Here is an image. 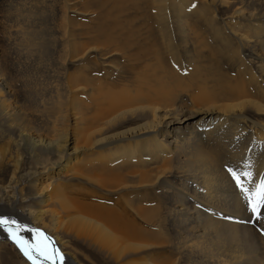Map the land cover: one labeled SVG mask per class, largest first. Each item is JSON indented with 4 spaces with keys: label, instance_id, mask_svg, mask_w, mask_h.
Returning <instances> with one entry per match:
<instances>
[{
    "label": "bare ground",
    "instance_id": "obj_1",
    "mask_svg": "<svg viewBox=\"0 0 264 264\" xmlns=\"http://www.w3.org/2000/svg\"><path fill=\"white\" fill-rule=\"evenodd\" d=\"M55 17L61 64L0 68V148L36 165L29 216L0 211L26 229L47 218L113 264H264V209L228 171L264 180V9L61 0ZM68 243L47 245L56 264H79Z\"/></svg>",
    "mask_w": 264,
    "mask_h": 264
},
{
    "label": "rangeland",
    "instance_id": "obj_2",
    "mask_svg": "<svg viewBox=\"0 0 264 264\" xmlns=\"http://www.w3.org/2000/svg\"><path fill=\"white\" fill-rule=\"evenodd\" d=\"M60 1L0 0V68L61 64L62 41L59 40L60 38L56 39L55 35L56 26L59 22L55 17V10L58 8ZM244 1L247 2L250 8L259 6L264 9V0ZM45 2L46 4L44 5L43 3ZM42 4L46 7V10L44 8L42 10L39 9ZM30 5L38 9L36 10L38 15L33 21L27 20L25 17V15L28 16V11H26V14L24 13L25 9L30 7ZM47 8L52 10L50 11ZM81 19L84 20L82 21ZM79 22L90 24L87 18L81 16L79 17ZM21 29L23 31L27 29L26 31L29 33L23 34L24 32ZM20 33H22V36ZM28 39H31V43L28 42ZM133 48L135 49V47ZM35 167L36 165H34V161L29 155V150L0 148V185L7 187L5 194L0 193V208H4L9 212L10 208L16 205V209L24 212L25 215L29 214L30 202L26 196V185L28 174L34 172ZM12 176L17 185L20 186L19 189H24L23 196H20L18 191L12 189L15 186V184L9 183ZM32 209L36 208L33 207ZM0 213L3 214L0 217L8 218V213L2 211ZM34 223L36 224L34 229H39L48 239H43L39 234L26 229L16 232L18 240L28 242L26 247L32 248L40 242L41 247L46 245V252L51 254L54 246L49 247L47 245L67 238L69 243L66 245L64 252L68 253V255L76 254L79 264H113L103 253L91 248L84 240V237L68 236L65 230H46V228L51 229L48 227L47 218ZM12 227L13 231H15V226ZM31 254L33 259L30 260L20 250L17 243L9 238L8 231L0 228V264H52V261L44 259L42 255H38L35 251ZM191 264H205V262L196 257Z\"/></svg>",
    "mask_w": 264,
    "mask_h": 264
},
{
    "label": "snow or ice",
    "instance_id": "obj_3",
    "mask_svg": "<svg viewBox=\"0 0 264 264\" xmlns=\"http://www.w3.org/2000/svg\"><path fill=\"white\" fill-rule=\"evenodd\" d=\"M232 179L235 181L236 187L240 189L241 194L244 196L245 200L248 203L250 210L253 213H257L260 209H264V180H261L260 184L255 188H249L245 186V182L248 177L251 175L250 172L233 170L231 168L228 169ZM15 226V231H13V227ZM0 228H4L9 233V238L13 239L14 242L17 243L20 250L27 256L30 260L33 259L34 251L38 255H42L44 259L52 261V264H56V255L58 253L57 249H53L51 254L46 252V245L41 247V243L38 242L32 248L26 247L27 241L21 242L16 238V232L21 230H25L26 226L19 225L15 220H10L6 217H0ZM28 231L39 233L40 237L43 239H48L44 236L43 233L40 232L39 229H26Z\"/></svg>",
    "mask_w": 264,
    "mask_h": 264
}]
</instances>
